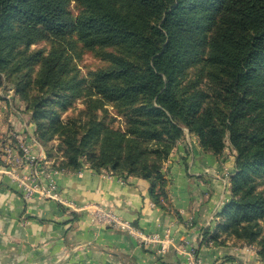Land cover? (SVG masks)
Wrapping results in <instances>:
<instances>
[{"label":"trees","instance_id":"trees-1","mask_svg":"<svg viewBox=\"0 0 264 264\" xmlns=\"http://www.w3.org/2000/svg\"><path fill=\"white\" fill-rule=\"evenodd\" d=\"M85 52L102 61L87 77ZM5 82L47 158L58 140L54 169L141 178L157 204L185 131L215 155L231 147L230 198L204 239L233 236L264 260V0H0Z\"/></svg>","mask_w":264,"mask_h":264},{"label":"crops","instance_id":"crops-1","mask_svg":"<svg viewBox=\"0 0 264 264\" xmlns=\"http://www.w3.org/2000/svg\"><path fill=\"white\" fill-rule=\"evenodd\" d=\"M9 136L39 156V176L42 167L54 168L34 137L25 103L10 89H1L0 141ZM234 165L231 147L215 155L185 131L163 164L166 199L160 204L151 198L147 181L84 165L77 172L53 174L61 201L80 208L74 210L52 199H25L0 157V264H186L191 248L199 264H264L256 247L237 244L233 236L205 240L230 198ZM32 168L25 164L18 171L29 175ZM96 207L145 234H168L173 244L160 254L159 245H141L120 229L97 225L92 215Z\"/></svg>","mask_w":264,"mask_h":264},{"label":"built area","instance_id":"built-area-1","mask_svg":"<svg viewBox=\"0 0 264 264\" xmlns=\"http://www.w3.org/2000/svg\"><path fill=\"white\" fill-rule=\"evenodd\" d=\"M0 157L5 172L16 183L25 199L30 200L37 196L43 200L59 201L74 210L80 209L61 201L57 185L53 180V174L59 172V170L42 167L40 170L42 178L39 176V171L35 169L40 161L39 156L32 151L29 145L20 142L15 144L9 136L8 139L0 141ZM25 164L30 165L31 168L33 167L29 175H22L18 171ZM92 215L97 225L120 229L134 237L141 245H159L158 253L160 254L165 253L167 248L173 244V240L168 234L163 236L145 234L129 222L120 220L117 216L102 208L96 207ZM186 264H199L194 248L187 252Z\"/></svg>","mask_w":264,"mask_h":264},{"label":"rangeland","instance_id":"rangeland-1","mask_svg":"<svg viewBox=\"0 0 264 264\" xmlns=\"http://www.w3.org/2000/svg\"><path fill=\"white\" fill-rule=\"evenodd\" d=\"M71 10L73 13H76V6L74 4L71 5ZM31 48L32 49L43 48L44 50H48L49 46L44 41H42L36 45L31 46ZM74 61H75V64L77 66V69H79V71H80L81 76H85V77L88 76L89 72L96 70L97 68H99L102 65V61L98 57H95L92 53H89V52L83 53L79 59H75ZM1 89H3V90H9L10 89V91H12L15 94V92L12 88V85L7 83V82L4 83L3 87H1L0 90ZM25 107H26V105H25ZM82 108H83L82 103L80 101H75L70 106V108H68L65 112L61 113L60 117L62 120H64L68 116L77 115L79 110ZM121 124H122V120H119V119H116V121L114 122V126H116V127L120 126ZM57 144H58V140H54L52 143L49 144V147L53 146V148L50 152L51 157L49 159H52L51 163H52V165L54 164L56 167L58 165L59 160H61V159H59V157L61 158V152L60 151H58V153L56 152ZM263 188L264 187L261 184L257 186V190H263Z\"/></svg>","mask_w":264,"mask_h":264}]
</instances>
